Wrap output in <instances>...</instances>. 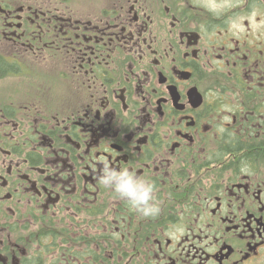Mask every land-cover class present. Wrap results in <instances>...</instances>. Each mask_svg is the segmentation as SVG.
<instances>
[{"label": "flooded vegetation", "instance_id": "flooded-vegetation-1", "mask_svg": "<svg viewBox=\"0 0 264 264\" xmlns=\"http://www.w3.org/2000/svg\"><path fill=\"white\" fill-rule=\"evenodd\" d=\"M0 264H264V0H0Z\"/></svg>", "mask_w": 264, "mask_h": 264}, {"label": "clouds", "instance_id": "clouds-1", "mask_svg": "<svg viewBox=\"0 0 264 264\" xmlns=\"http://www.w3.org/2000/svg\"><path fill=\"white\" fill-rule=\"evenodd\" d=\"M100 182L111 189L118 198L143 217H152L158 212L154 202V184L147 179H139L127 168L117 169L103 162Z\"/></svg>", "mask_w": 264, "mask_h": 264}]
</instances>
